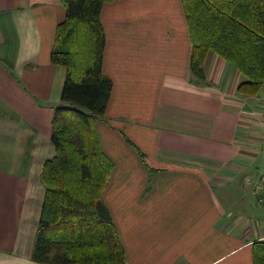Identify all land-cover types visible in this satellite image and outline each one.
Returning a JSON list of instances; mask_svg holds the SVG:
<instances>
[{"label": "crops", "instance_id": "crops-1", "mask_svg": "<svg viewBox=\"0 0 264 264\" xmlns=\"http://www.w3.org/2000/svg\"><path fill=\"white\" fill-rule=\"evenodd\" d=\"M65 18L62 0H0V264H40V174L66 77L51 53ZM101 21L113 88L97 131L114 162L103 198L126 264H254L264 85L240 94L248 78L213 51L196 79L183 0H115Z\"/></svg>", "mask_w": 264, "mask_h": 264}, {"label": "trees", "instance_id": "trees-1", "mask_svg": "<svg viewBox=\"0 0 264 264\" xmlns=\"http://www.w3.org/2000/svg\"><path fill=\"white\" fill-rule=\"evenodd\" d=\"M62 1L66 18L57 26L51 61L66 68V77L52 122L54 155L40 174L44 198L32 260L126 264L103 198L114 162L97 131L113 88L103 70L101 12L115 0ZM183 5L192 41L190 70L196 79H206L204 62L213 51L248 78L240 94H259L264 85V0H183ZM255 246L254 264H264V242Z\"/></svg>", "mask_w": 264, "mask_h": 264}, {"label": "built area", "instance_id": "built-area-1", "mask_svg": "<svg viewBox=\"0 0 264 264\" xmlns=\"http://www.w3.org/2000/svg\"><path fill=\"white\" fill-rule=\"evenodd\" d=\"M257 190L260 193H264V170L262 171V174L260 175L259 185L257 186ZM259 201L260 203L264 205V196L260 197Z\"/></svg>", "mask_w": 264, "mask_h": 264}, {"label": "rangeland", "instance_id": "rangeland-1", "mask_svg": "<svg viewBox=\"0 0 264 264\" xmlns=\"http://www.w3.org/2000/svg\"><path fill=\"white\" fill-rule=\"evenodd\" d=\"M258 109H261V110H259L260 112H264V109L263 108H258ZM260 149H259V151H261L262 153L260 154V161H262V166L264 165V148H261V147H259ZM261 166V165H260ZM257 173H258V171H256ZM260 172V171H259ZM262 174V173H261ZM259 179H260V177H259Z\"/></svg>", "mask_w": 264, "mask_h": 264}]
</instances>
